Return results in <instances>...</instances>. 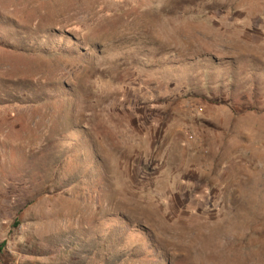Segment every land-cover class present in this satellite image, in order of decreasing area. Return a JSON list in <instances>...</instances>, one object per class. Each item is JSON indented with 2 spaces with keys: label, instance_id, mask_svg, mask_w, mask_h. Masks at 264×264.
Listing matches in <instances>:
<instances>
[{
  "label": "rangeland",
  "instance_id": "rangeland-1",
  "mask_svg": "<svg viewBox=\"0 0 264 264\" xmlns=\"http://www.w3.org/2000/svg\"><path fill=\"white\" fill-rule=\"evenodd\" d=\"M0 264H264V0H0Z\"/></svg>",
  "mask_w": 264,
  "mask_h": 264
},
{
  "label": "built area",
  "instance_id": "built-area-1",
  "mask_svg": "<svg viewBox=\"0 0 264 264\" xmlns=\"http://www.w3.org/2000/svg\"><path fill=\"white\" fill-rule=\"evenodd\" d=\"M192 138V137H191Z\"/></svg>",
  "mask_w": 264,
  "mask_h": 264
}]
</instances>
